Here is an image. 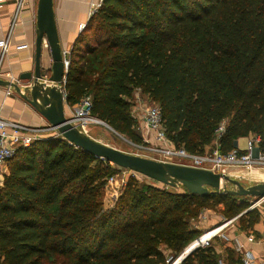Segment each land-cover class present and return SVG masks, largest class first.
<instances>
[{
    "label": "trees",
    "instance_id": "1",
    "mask_svg": "<svg viewBox=\"0 0 264 264\" xmlns=\"http://www.w3.org/2000/svg\"><path fill=\"white\" fill-rule=\"evenodd\" d=\"M65 92L69 106L89 97L90 115L136 145L138 94L159 107L175 148L202 155L217 142L225 154L257 136L264 151V0H101L70 52ZM118 170L61 137L20 148L0 176V264H166L200 236L203 210L247 208L130 177L104 209ZM220 257L211 245L181 264Z\"/></svg>",
    "mask_w": 264,
    "mask_h": 264
},
{
    "label": "water",
    "instance_id": "2",
    "mask_svg": "<svg viewBox=\"0 0 264 264\" xmlns=\"http://www.w3.org/2000/svg\"><path fill=\"white\" fill-rule=\"evenodd\" d=\"M35 62L33 75L27 76V85L19 87L14 82L0 81L11 87L20 97L40 114L59 136L71 145L84 150L97 159L140 175L167 188H184L188 193L204 196L208 193L235 197L264 199V183L243 186L228 175L211 170L197 169L173 163L132 155L104 145L71 125L64 116L63 78L64 62L53 12V0H38L36 8ZM48 48L50 68H41L42 46ZM108 129L109 126L104 124ZM236 146V142L234 143ZM229 183L234 189L227 188Z\"/></svg>",
    "mask_w": 264,
    "mask_h": 264
},
{
    "label": "crops",
    "instance_id": "3",
    "mask_svg": "<svg viewBox=\"0 0 264 264\" xmlns=\"http://www.w3.org/2000/svg\"><path fill=\"white\" fill-rule=\"evenodd\" d=\"M100 1L53 0V12L59 44L62 53L67 54V60H69L73 45L82 31L81 26L86 25L91 17L89 16L91 5H97L101 3ZM37 2L38 0H6L0 5V41H7V51L0 65V81H10L17 83L19 87H24L28 83L26 81L27 76L33 75ZM50 64L49 51L44 44L41 51V68L45 70L49 69ZM8 87L0 85L1 119L18 122L28 127L49 126L46 120L28 105L11 87H9L11 88L9 89L10 93L6 95ZM64 92L65 86H63L62 96ZM63 103L64 116L68 120L70 117L69 105L64 97ZM136 116L142 121V114L139 115L136 113ZM141 127H144L143 122ZM88 136L94 139L89 134V131ZM234 148H238V140ZM261 171H264V169H260L258 173L250 175V178L260 176ZM246 177H248L247 173ZM249 234L254 236L252 242L248 241L247 236ZM228 243L233 246L236 244L240 245L243 251L251 253L256 259H264V219L260 218L245 233L241 231L235 232L234 239L231 238L228 240ZM213 248L220 253L218 249ZM228 248L234 252V247ZM234 254L237 256V260L228 262L220 257L218 262L222 261L224 264H239V255L235 252Z\"/></svg>",
    "mask_w": 264,
    "mask_h": 264
},
{
    "label": "built area",
    "instance_id": "4",
    "mask_svg": "<svg viewBox=\"0 0 264 264\" xmlns=\"http://www.w3.org/2000/svg\"><path fill=\"white\" fill-rule=\"evenodd\" d=\"M6 0H0V5ZM101 2V1H100ZM98 6L92 4L89 16L94 15ZM85 25L81 26L83 30ZM7 51V41H0V65ZM66 53H63L64 73L66 75L69 60ZM65 75L63 78V86H65ZM11 88L8 87L6 95L10 93ZM66 99L65 92L63 93ZM91 100L89 97H84L76 106H69L68 122L78 130L88 135L90 127L98 124L104 125L103 122L97 120L90 115ZM142 122L146 132H151L154 136V145H150L149 140L143 139L141 145H134L137 149L148 154V158L173 163L177 165L211 170L216 173L226 174L229 167H241L247 173V178L250 180V175L258 173L260 169H264V151H261L257 146V141L248 140L244 150L234 148L228 153H221L217 142L214 147L202 155H193L184 149L175 148L165 136L161 111L158 106H152L142 112ZM220 132L217 131V138ZM60 137L58 132L50 127H28L18 122L7 121L0 118V176L6 174L8 162L15 156L20 148H29L37 140H46L49 138ZM264 200V199H262ZM262 200L257 201V206ZM253 206V207H254ZM236 217L234 220H236ZM227 226V223L213 228L201 234L193 240L183 251L175 258L168 256L166 264H181V262L191 253L198 249L210 247L211 242L216 238H220L221 231ZM248 241L252 242L254 236L249 234ZM234 252L239 255V264H264V259H256L251 253L243 251L241 246L236 244L233 246ZM218 264H224L219 261Z\"/></svg>",
    "mask_w": 264,
    "mask_h": 264
},
{
    "label": "rangeland",
    "instance_id": "5",
    "mask_svg": "<svg viewBox=\"0 0 264 264\" xmlns=\"http://www.w3.org/2000/svg\"><path fill=\"white\" fill-rule=\"evenodd\" d=\"M99 7L100 6H98V8ZM135 95H136L134 97L135 101L133 100V107H132L134 115H136V113L141 115L142 112L145 111V109L152 107V106H156L151 101L147 100V98L141 97L138 94H135ZM138 122H139V127H138L139 133L141 134L143 139L149 140L150 145H154L155 142L153 140L154 138L153 134L151 132L147 133L145 128L141 127L142 121L139 118H138ZM224 125L225 124L223 123L217 130L218 132H220L219 136L221 135V133H223ZM89 134L94 138V140H97L98 142L104 145L110 146L112 148H115L119 151H122L128 154L139 155V156L148 158V154H146L144 151L137 149L134 146L136 144L132 143L128 138L120 135L119 133H116L115 131L113 132L112 130L108 129L105 125L98 124V125H94L90 127ZM250 139H252L253 141H257L258 143L260 141V138L257 136H250L248 138L239 139L238 140L239 150L241 151L244 150L246 147V142ZM215 143L216 142H214L212 146H214ZM258 143H257V146H258ZM210 150L211 148H208L205 152H208ZM227 175L230 176L231 179H235L239 181L245 187L257 184L259 182L264 183V171H261L260 176L251 177V179L249 180L246 177V172L243 168L230 167L227 169ZM130 177H134L139 182L155 183L149 179H146L140 175H137L125 169L118 170V173L116 175L112 176L111 178L107 180V183L104 187L103 196H102V205H103L102 207L104 209L111 208L115 204L118 197L121 195L122 191L127 185L128 179ZM226 186L229 189H234V186H232L229 183H227ZM168 189H171V188H168ZM241 199H242L241 201H243L246 204L247 208L243 210L241 214L236 216L238 217L236 220H234L236 217L225 218L223 215L222 206H216V207H210V208H207L206 210H203L198 220L193 222V228L198 230L200 235L205 233L206 231H209L213 228H217L227 223V226L220 233L221 237L220 238L216 237L214 241L211 242V245L215 247L216 249H218V251H220L221 258L224 260H227L226 258L227 253L225 252V250L229 249L228 247H231V248L233 247V245H230V243H228V240H230L231 238L234 239L235 232L241 231L245 233L250 228V227L248 228V224H250L251 222L253 223V221L257 218L264 219V200H262L257 206H254L257 203L256 198L242 197ZM247 211H250V214L242 217V215H244ZM243 227H246V228H243Z\"/></svg>",
    "mask_w": 264,
    "mask_h": 264
}]
</instances>
